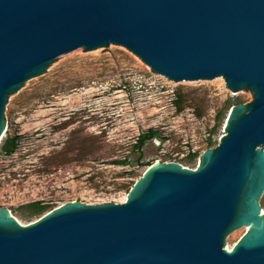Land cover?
<instances>
[{
    "label": "water",
    "instance_id": "water-1",
    "mask_svg": "<svg viewBox=\"0 0 264 264\" xmlns=\"http://www.w3.org/2000/svg\"><path fill=\"white\" fill-rule=\"evenodd\" d=\"M110 44L252 99L195 168L156 162L123 202L69 201L28 224L0 207V264H264V0H0V141L12 93Z\"/></svg>",
    "mask_w": 264,
    "mask_h": 264
},
{
    "label": "rangeland",
    "instance_id": "rangeland-1",
    "mask_svg": "<svg viewBox=\"0 0 264 264\" xmlns=\"http://www.w3.org/2000/svg\"><path fill=\"white\" fill-rule=\"evenodd\" d=\"M251 99L221 77L168 80L114 44L61 55L4 105L0 207L28 224L69 201L122 202L156 162L195 168L218 143L230 107ZM150 131L157 135L136 148ZM7 138L16 141L10 153Z\"/></svg>",
    "mask_w": 264,
    "mask_h": 264
},
{
    "label": "trees",
    "instance_id": "trees-1",
    "mask_svg": "<svg viewBox=\"0 0 264 264\" xmlns=\"http://www.w3.org/2000/svg\"><path fill=\"white\" fill-rule=\"evenodd\" d=\"M177 104V109L180 110L181 107L180 105L178 104V102H175ZM239 103V102H238ZM219 113L217 115V118L219 117ZM157 134L153 131H150V132H146V133H142L138 136L137 138V141H136V145L135 147L136 148H140L142 146V144L144 143V141L148 138H151L153 136H156ZM15 138H7L5 139L3 145H2V148L3 150L6 152V153H10L13 151L14 147H15ZM41 209V208H40Z\"/></svg>",
    "mask_w": 264,
    "mask_h": 264
},
{
    "label": "bare ground",
    "instance_id": "bare-ground-1",
    "mask_svg": "<svg viewBox=\"0 0 264 264\" xmlns=\"http://www.w3.org/2000/svg\"><path fill=\"white\" fill-rule=\"evenodd\" d=\"M126 195L127 194H125V196L123 197V199L121 200L122 202L126 199ZM60 205H62V203L60 204ZM59 205V206H60ZM7 208V207H6ZM8 209V208H7ZM10 212V211H9ZM263 212H264V209H263ZM11 213V212H10ZM12 214V213H11ZM15 217V216H14ZM16 218V217H15ZM17 219V218H16ZM18 220V219H17ZM19 221V220H18ZM21 224H24V223H22L21 221H19ZM232 247V246H231Z\"/></svg>",
    "mask_w": 264,
    "mask_h": 264
}]
</instances>
